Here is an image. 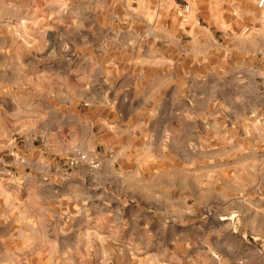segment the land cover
Masks as SVG:
<instances>
[{"label": "rangeland", "instance_id": "1", "mask_svg": "<svg viewBox=\"0 0 264 264\" xmlns=\"http://www.w3.org/2000/svg\"><path fill=\"white\" fill-rule=\"evenodd\" d=\"M185 1L0 0V264H264V7Z\"/></svg>", "mask_w": 264, "mask_h": 264}, {"label": "crops", "instance_id": "2", "mask_svg": "<svg viewBox=\"0 0 264 264\" xmlns=\"http://www.w3.org/2000/svg\"><path fill=\"white\" fill-rule=\"evenodd\" d=\"M134 1L137 3L143 4V5L148 4L149 10H147L146 12H141L140 14H137L136 12L130 13L126 16L127 20L147 22V21H154V19L161 18V15H158L153 12V7L156 5L160 6L162 3V0H134ZM206 1H207V4L210 5V7L212 6V8L210 9L211 12L206 13L207 18L212 21L219 22L223 19H226L229 16V14L238 15L239 13H243L241 10V5H242V2H244V0H213L212 3L208 0ZM192 2L195 5L197 4V0H192ZM245 10L246 12H248L247 9ZM148 30L150 31V35L152 37L157 38V36H159L157 27L154 28L152 24L149 26ZM139 48L145 49L142 46H140ZM134 49L136 50L137 48L135 47ZM237 49H238L239 54H242L246 51L245 49L243 50L242 48H237ZM162 63L163 62L158 61V60H153V61L143 60V61H140L137 64V67L135 68H132V66L125 67V68L130 69V72L125 75H130L131 72H133L135 75L138 76L139 84L141 85V89H139L138 83H134L136 85V90H128L132 93L130 94L131 95L129 97L130 99H133V98L137 99V97L141 99H145L146 98L145 95L147 93L157 92V79L160 78L161 76H166V78H168L165 82L167 85L165 92L168 93L169 89H172V85L176 83L174 73H173L174 72L173 63L170 62V65H166V66H163L165 64H162ZM163 73H166V74H163ZM186 74L187 73L185 71V75Z\"/></svg>", "mask_w": 264, "mask_h": 264}, {"label": "built area", "instance_id": "3", "mask_svg": "<svg viewBox=\"0 0 264 264\" xmlns=\"http://www.w3.org/2000/svg\"><path fill=\"white\" fill-rule=\"evenodd\" d=\"M179 1H181L182 4L178 7L177 16L183 22H186L189 15H190L191 7L187 1H185V0H179ZM258 7L259 8L264 7V0L258 1ZM246 31L247 30H245L244 33H246ZM84 163L88 164L93 169H96L98 167V163L96 161H94V160L88 161V159L80 153H77L73 157L67 159L65 162V165L70 170V169L78 168L80 165H83ZM263 165H264V160H263Z\"/></svg>", "mask_w": 264, "mask_h": 264}, {"label": "bare ground", "instance_id": "4", "mask_svg": "<svg viewBox=\"0 0 264 264\" xmlns=\"http://www.w3.org/2000/svg\"><path fill=\"white\" fill-rule=\"evenodd\" d=\"M254 156H255V155H254ZM254 156H253V157H254ZM256 157H257V156H256ZM256 159H257V158H256ZM259 159H260V158H259ZM259 162H260V161H259ZM258 165H260V164H258ZM263 166H264V165H263Z\"/></svg>", "mask_w": 264, "mask_h": 264}]
</instances>
